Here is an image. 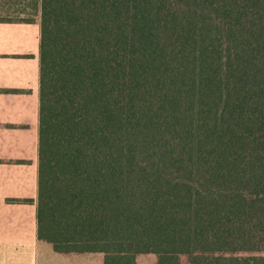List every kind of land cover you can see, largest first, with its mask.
Listing matches in <instances>:
<instances>
[{"label": "trees", "instance_id": "obj_1", "mask_svg": "<svg viewBox=\"0 0 264 264\" xmlns=\"http://www.w3.org/2000/svg\"><path fill=\"white\" fill-rule=\"evenodd\" d=\"M28 1L0 22H40L38 240L264 264V0Z\"/></svg>", "mask_w": 264, "mask_h": 264}, {"label": "crops", "instance_id": "obj_2", "mask_svg": "<svg viewBox=\"0 0 264 264\" xmlns=\"http://www.w3.org/2000/svg\"><path fill=\"white\" fill-rule=\"evenodd\" d=\"M40 35L38 18L0 22V264H38L43 244L37 235Z\"/></svg>", "mask_w": 264, "mask_h": 264}, {"label": "rangeland", "instance_id": "obj_3", "mask_svg": "<svg viewBox=\"0 0 264 264\" xmlns=\"http://www.w3.org/2000/svg\"><path fill=\"white\" fill-rule=\"evenodd\" d=\"M35 16L36 12L29 7L28 0H0V19H26ZM137 261L138 264H156V258L152 255L140 256ZM38 264H103V256L100 254H58L43 243L39 248ZM182 264H189L188 260L183 258Z\"/></svg>", "mask_w": 264, "mask_h": 264}]
</instances>
